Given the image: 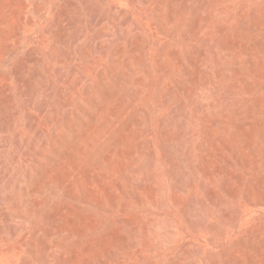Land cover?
<instances>
[{
    "label": "rangeland",
    "instance_id": "1",
    "mask_svg": "<svg viewBox=\"0 0 264 264\" xmlns=\"http://www.w3.org/2000/svg\"><path fill=\"white\" fill-rule=\"evenodd\" d=\"M0 264H264V0H0Z\"/></svg>",
    "mask_w": 264,
    "mask_h": 264
},
{
    "label": "bare ground",
    "instance_id": "2",
    "mask_svg": "<svg viewBox=\"0 0 264 264\" xmlns=\"http://www.w3.org/2000/svg\"><path fill=\"white\" fill-rule=\"evenodd\" d=\"M100 9V8H99ZM100 14V13H99ZM102 15V14H101ZM94 16V15H93ZM119 16V15H118ZM121 17V16H120ZM97 19V18H96ZM103 19V18H102ZM95 21V20H94ZM97 24V23H96ZM136 29V28H135ZM86 32V31H85ZM105 35V34H104ZM97 36V35H96ZM103 36V35H102ZM65 37V36H64ZM101 37V36H100ZM98 38V37H97ZM96 38V39H97ZM81 39V38H80ZM69 40V39H68ZM66 41V40H65ZM136 42V41H135ZM102 46V45H101ZM98 48H100V47H98ZM73 51V50H72ZM82 52V51H81ZM81 52L79 51V53H80V55H81ZM95 54V53H94ZM72 55V54H71ZM199 70V69H198ZM73 71V70H72ZM36 72H37V70H36ZM20 73V72H19ZM66 76V75H65ZM64 78V77H63ZM196 79V78H195ZM31 80V79H30ZM59 80V79H58ZM25 82V81H24ZM68 83V82H67ZM6 85V84H5ZM44 87V86H43ZM35 88V87H34ZM6 90H8V89H6ZM28 90V89H27ZM182 91V90H181ZM36 93V92H35ZM28 101V100H27ZM33 103V102H32ZM39 104V103H38ZM31 106V105H30ZM51 107V106H50ZM50 109V108H49ZM54 109V108H53ZM41 112V111H40ZM54 112V111H53ZM55 113V112H54ZM158 114V113H157ZM170 114V113H169ZM177 117V116H176ZM55 118V117H54ZM173 118H175V117H173ZM39 120V119H38ZM36 125H38L37 123L35 124V127H36ZM34 127V126H33ZM40 131V130H39ZM39 133V137H42V136H40V133H42V130L40 131V132H38ZM42 135H43V133H42ZM37 137V139L39 138L38 136H36ZM42 139V138H41ZM38 141H40V139L38 140ZM36 142V141H35ZM181 143V142H180ZM182 146V145H181ZM32 149V148H31ZM28 151V150H27ZM25 153H27V152H25ZM30 155V154H29ZM24 156H26V154H24ZM27 156H28V154H27ZM32 156V155H31ZM178 184V183H177ZM161 208V207H160ZM167 211V210H166ZM9 220H11V219H9ZM167 240V239H166Z\"/></svg>",
    "mask_w": 264,
    "mask_h": 264
}]
</instances>
